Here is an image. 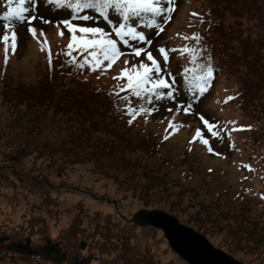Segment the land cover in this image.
<instances>
[{
  "label": "trees",
  "instance_id": "16d2710c",
  "mask_svg": "<svg viewBox=\"0 0 264 264\" xmlns=\"http://www.w3.org/2000/svg\"><path fill=\"white\" fill-rule=\"evenodd\" d=\"M181 1L174 0L172 19ZM183 1L189 5L192 1L195 3V8L190 10L185 23L186 28L191 31L189 37L193 33L202 37L198 44L189 39L186 45L198 47L202 52L198 62H210L214 72L207 91L193 95L183 80L184 67L193 66L190 58L179 52L182 45L169 47L177 49V56L183 58L176 68L177 72H172L167 67L176 78L174 87L179 89L178 96L185 98V105L191 104L207 93L218 79L226 74L233 75L237 92L231 101L248 108H242L248 110L252 117L251 124L247 125L248 134L253 143L261 145L264 143V126L260 124L261 116L264 115V23L260 17L264 11V0ZM33 2L50 7L47 0ZM5 8L3 0H0V15ZM50 8L54 12L70 14L64 8ZM85 11L91 13V10ZM194 12L198 15L193 16ZM0 22L4 23L2 19ZM137 27L146 32L148 39H153V28H147L146 25ZM39 47L41 51L40 43ZM49 49L51 63L48 60ZM65 51L67 49L64 46L53 47L48 44L41 51L42 62L38 64L34 81L14 80L6 75L10 55L5 65L3 43L0 42V145L8 133L15 129L27 135L41 132L38 134L40 137L32 138L33 140L27 138L25 147L19 150L12 148L10 154L6 153V160L0 161V168L5 163H11L16 175L12 176V183L16 184L15 177L20 185L24 180L19 176L21 172L16 171L19 170L17 166L33 170L29 162L25 163L26 160L37 157L38 161L41 158L42 161L36 162L41 164L45 161L43 156H48L52 158L51 164H54V178L40 170L36 174L38 176L34 177L35 180L44 186H54L52 184L56 181L57 184L66 186L69 183L61 174H65L72 164L88 163L96 172L112 178L121 190L129 192L141 207L161 208L179 219V215L185 213L181 209L187 208L181 206L183 193L179 192L189 189L159 167L165 160L159 161L156 167L151 166L150 161L160 155L164 139L161 132L147 124L152 113L156 114L163 105L177 102L167 97L156 100L153 96L149 103L146 99L131 96L130 92H119L118 85L103 86L97 80L100 69L93 71L87 65L79 66L83 63L84 53L74 51L77 63H72L71 58L64 55ZM116 92H119V97L129 96L132 107H154L156 110L141 113L130 124L128 121L131 116L125 102ZM174 105L177 107V104ZM48 132H54L52 147L44 149L42 138ZM28 142L31 143L29 146ZM187 158L190 156L185 152L181 160ZM262 168L264 170V164ZM38 183H32V187ZM22 188L23 196L34 191L31 187L20 185V190ZM45 189V193L38 196L30 209L22 212L24 226L9 227L0 224V256L14 255L24 260L45 258L56 264H158L159 259L153 254L149 244L140 245L136 240L134 231L140 226L129 221L130 217L102 218L99 211H94L86 220L82 204L72 208L67 206L62 211L54 209L58 208V204L53 203L55 198L52 195L57 193L49 188ZM191 194L197 193L192 190ZM225 194L229 192L225 191ZM233 196V200L238 199V203L246 208L235 213L230 209L217 208L221 200V195L218 194L211 204L195 200L194 207L198 211L191 214V217L188 216L185 222L212 239L217 225L226 234L224 240L217 241V246L223 247L231 255H237V259L253 264L245 252L259 256L255 251L263 250L261 256H264V212L247 209L245 204L249 197L246 194L237 193ZM49 222H62L67 227L52 231L49 230ZM240 252L247 255H241ZM176 259L177 264H188L177 255ZM260 259H256L254 264H261Z\"/></svg>",
  "mask_w": 264,
  "mask_h": 264
},
{
  "label": "rangeland",
  "instance_id": "374dc122",
  "mask_svg": "<svg viewBox=\"0 0 264 264\" xmlns=\"http://www.w3.org/2000/svg\"><path fill=\"white\" fill-rule=\"evenodd\" d=\"M178 8L174 19H171L167 24L163 25L164 31L160 32L159 35L155 34L153 36V43L150 46V50L154 55H157L158 47L169 49V47L188 44L189 39L185 40L182 37L185 35L190 36L191 31L186 28L185 23L190 16V10L195 8V3L192 1V4L189 5L185 4L182 0ZM33 14H38V16H43L45 19L52 21L48 24L42 23L39 19L33 21L34 26L38 30V36L39 30L43 29L49 45L53 47L58 45L65 47L70 38V34L67 33V30L62 25L58 29L57 21L71 18L70 14L63 11L54 12L50 7L43 6L40 3L33 9ZM260 19L264 23V11ZM74 22L87 25L93 24V21L83 22L77 20ZM96 24L105 26L102 20H97ZM59 30L65 32L63 37L58 34ZM185 30L189 32L186 33ZM14 31L17 33L18 47L15 54H10L6 75L14 80L34 81L39 69L38 64L42 62V54L38 40L34 39L28 33L26 23L16 22ZM3 32V22H0V35ZM177 33L181 35H177ZM39 39L43 41L44 37H40ZM121 50L126 55L120 57L111 69H100L99 78L97 79L99 84L110 87L126 82L124 79L114 80L113 77L117 76L120 69L125 67L124 60H129L131 64L137 62V59L133 57L128 48L122 46ZM177 55V52H169V63L167 67L172 72H177L176 68L183 60L182 56ZM139 59H143V56ZM236 92V79L233 75L226 74L212 84L208 92L200 96L201 98L199 100L196 98L191 103V112L187 114L183 113V111L177 112L174 105L177 103L170 102L159 108L156 114L152 113L151 119L147 121V124H150L154 130L161 132L163 137L168 134L165 130L168 129V122L170 120L174 121L177 128V131L172 133L167 140L163 138L164 143L161 147L160 155L157 158L154 157L150 162L151 166L156 167L159 161L165 160L163 164H159V167L167 171L171 178L180 180L183 187L189 189L188 191L179 192L183 193L181 206L187 207L186 209H181L185 213L179 215V221L184 224H186L185 221H187V218L191 217V214L198 211L194 207L195 200L211 204L213 203L212 200L218 194L221 195V206L217 204V208L230 209L234 213L246 208L238 203V199L233 200V195L243 193L249 197V201L245 204L247 205V209L251 211L262 210L264 212V170L262 168L264 164V143L261 145L253 143L251 136L248 134L247 125L252 122L250 112L245 110L248 108L245 105L239 106L236 102L227 99L229 96L233 97ZM179 100L185 103V98L181 95H179ZM169 108L173 111L169 112ZM200 115H203L210 122L217 125L220 136L218 138L209 136V139L214 153H220L219 156L214 153H209L207 147L198 141L189 143L195 133V129L198 127L203 128L202 121L199 119ZM260 124L264 126V115L261 116ZM168 130L170 131V129ZM31 133L27 135L16 129L8 133V136L0 145V161L6 160L5 154H10L12 148L19 150L25 147L27 138L33 140L32 138L40 137L38 134L41 132ZM52 133L54 132H48V134L44 135V139L42 138L44 149H51L53 140ZM29 144L31 143L28 142L27 146ZM185 152L189 153L190 158L181 160L185 156ZM43 158H45V161L41 162V164H36V162L42 161L41 158L37 161V157L25 161V163L29 162L31 164L30 166L33 170L17 166L19 170L16 171L21 172L19 176L24 180L19 184L23 187H31L34 190L33 192H27V195L24 196L22 192L24 188L20 190V185H18L15 177L16 184L12 183V176L15 174L13 173L11 163H5V166L0 168L1 225L3 224L9 227L24 226L23 223L25 220L22 217V212L24 209H30V205L38 200V196L45 193V188H49L57 193V195H52L55 198L52 200L53 203L58 204V208L54 209H60L62 211L67 206L72 208L78 204H82L86 220L89 219L94 211H99L102 218L118 217L128 219L138 209L147 208L141 207L139 201L133 198L129 192L121 190L112 178L96 172L92 165L88 163L86 165L72 164L66 170L65 174H61V176L63 175L62 178L69 183L66 186L57 184V181L55 182L56 184H52L54 186H44L41 182L38 183L34 177L38 176L36 174L40 170L45 172L44 174L52 176L55 168L54 164H51V157L43 156ZM242 164L250 165L251 170L242 167ZM171 181L174 182V180ZM32 183H38V185H33V187H37L33 188ZM176 189L174 188V190ZM192 190L197 194H191ZM225 191H228L229 194H225ZM87 193H93V195L91 196ZM74 210L77 211L78 209ZM161 210L166 211L164 209ZM48 225L49 230L52 231L62 230L67 227L62 222H49ZM214 233V239L206 238L215 247H218L217 241L224 240L223 237L226 234L217 225L214 227ZM134 234L140 245H144L145 243L149 244L153 254L159 259L158 264H177L176 255H179L170 249L160 229L145 225L135 230ZM218 248L224 250L223 247ZM132 249L135 250L136 248L132 246ZM262 252L263 250L255 251L259 256H254V253H245L250 256L249 260L252 262L256 263V259L259 260L261 258V264H264V256H261ZM137 253L139 254L138 250ZM240 253L244 256L247 255L243 252ZM232 256L237 258V255ZM242 262L247 264L245 261ZM0 264L56 263L45 258L24 260L14 255H6L0 256Z\"/></svg>",
  "mask_w": 264,
  "mask_h": 264
},
{
  "label": "snow or ice",
  "instance_id": "6c2138e0",
  "mask_svg": "<svg viewBox=\"0 0 264 264\" xmlns=\"http://www.w3.org/2000/svg\"><path fill=\"white\" fill-rule=\"evenodd\" d=\"M6 5L0 19L4 21V32L0 35V42L3 43V60L5 65L8 63L9 55L15 54L18 47L17 33L14 31L16 22L26 23L27 31L34 39H37L41 45V51H44L48 45L47 37L43 29L38 30L33 21L39 19L42 23L48 24L52 21L45 19L43 16L33 14V9L37 7L33 0H3ZM50 7L55 6L69 10L71 18H65L57 21V28L60 25L70 34L67 51L64 55L70 57V62L77 63L74 51L84 53L83 63L80 67L87 65L91 70L106 68L111 69L120 57L126 55L122 51V46L130 50L137 62L131 63L124 60L125 67L121 68L114 80L124 79L126 82L119 86V92H130L131 96L137 99H146L151 103L153 96L156 100L167 97L177 102L176 111L189 113L192 105H185L179 100V89L174 87L176 78L167 70L169 63V52H176L177 49H166L165 47L157 48V55L150 50L153 41L148 39L146 32L137 27V25H146L147 28H153L155 34L159 35L164 31V24L172 19V13L175 10L174 0H47ZM85 10H91L87 13ZM197 16V13H192ZM93 21L92 25L75 23L74 21ZM97 20H102L105 26L96 24ZM58 34L63 37L65 32L59 30ZM177 35H181L177 33ZM40 37H44L40 41ZM185 40L192 39L200 42L202 37L193 33L191 37L183 36ZM147 45L148 47H145ZM181 55L187 54L192 63V67H184L183 80L187 85L188 91L195 95L197 92L207 91V86L213 77V66L210 62H198L202 55L198 47H189L184 45L179 49ZM143 56V59H139ZM51 51L48 50V60L51 63ZM190 74V75H189ZM99 78V77H97ZM119 92L115 94L119 97ZM125 102L128 114L131 116L128 123H132L141 113H151L156 109L154 107L131 106L129 96L119 97ZM228 100L233 97L229 96ZM169 112L173 110L168 109ZM199 119L202 121L203 128H196L189 143L198 141L207 147L209 153H214L210 144V137L218 138L220 132L217 125L210 122L203 115ZM234 123V122H233ZM170 129V131L168 130ZM168 133L163 138L167 140L169 136L177 131L174 121L168 122ZM219 156L220 153L215 152ZM242 167L251 170L250 165L242 164ZM211 171V169H210ZM246 179V177H245Z\"/></svg>",
  "mask_w": 264,
  "mask_h": 264
},
{
  "label": "water",
  "instance_id": "95a60500",
  "mask_svg": "<svg viewBox=\"0 0 264 264\" xmlns=\"http://www.w3.org/2000/svg\"><path fill=\"white\" fill-rule=\"evenodd\" d=\"M137 226L160 229L172 251L188 264H245L215 247L202 233L159 208H140L129 219Z\"/></svg>",
  "mask_w": 264,
  "mask_h": 264
}]
</instances>
